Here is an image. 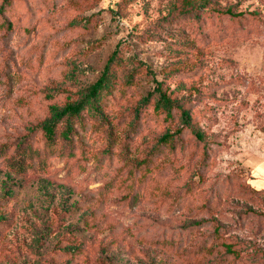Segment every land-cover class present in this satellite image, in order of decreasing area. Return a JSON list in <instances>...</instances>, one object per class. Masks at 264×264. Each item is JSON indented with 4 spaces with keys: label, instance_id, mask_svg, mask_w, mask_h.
Segmentation results:
<instances>
[{
    "label": "rangeland",
    "instance_id": "obj_1",
    "mask_svg": "<svg viewBox=\"0 0 264 264\" xmlns=\"http://www.w3.org/2000/svg\"><path fill=\"white\" fill-rule=\"evenodd\" d=\"M3 1L0 264H264V0ZM113 56L101 110L47 149L51 106Z\"/></svg>",
    "mask_w": 264,
    "mask_h": 264
},
{
    "label": "trees",
    "instance_id": "obj_2",
    "mask_svg": "<svg viewBox=\"0 0 264 264\" xmlns=\"http://www.w3.org/2000/svg\"><path fill=\"white\" fill-rule=\"evenodd\" d=\"M10 0H4L2 4V10L5 5L9 4ZM115 63V56H113L107 63L106 68L99 80L94 84V86L87 92V94L76 102H68L64 106L52 105L50 108V117L45 120L42 124V130L46 136L45 146L47 149L58 151L60 149L64 150V143L66 142L70 145L74 143L75 138L79 140L78 131L82 128L83 118L82 114L90 106H93V110L100 111L101 103L105 100V92L110 91L112 84L111 72L112 65ZM156 110H165L167 116H171L173 106H171V100L165 94H160L159 99L156 101ZM182 117L184 119V124L189 125L190 115L186 111H182ZM63 124V131L60 134L56 133L58 125ZM80 127V128H79ZM171 137L173 134H166L160 140L158 145L152 150L146 159L137 164V169L141 171L140 187L142 185H147L152 179V174L149 172V165L154 163L155 157L162 153V147L169 145L171 142ZM64 155L63 151L59 153ZM253 191L257 194H264V190L254 189ZM177 203H181L179 199Z\"/></svg>",
    "mask_w": 264,
    "mask_h": 264
},
{
    "label": "crops",
    "instance_id": "obj_3",
    "mask_svg": "<svg viewBox=\"0 0 264 264\" xmlns=\"http://www.w3.org/2000/svg\"><path fill=\"white\" fill-rule=\"evenodd\" d=\"M256 187L258 190H264V166H258L255 172Z\"/></svg>",
    "mask_w": 264,
    "mask_h": 264
}]
</instances>
